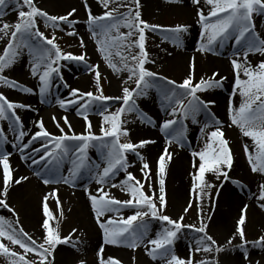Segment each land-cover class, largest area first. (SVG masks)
I'll use <instances>...</instances> for the list:
<instances>
[{"label": "snow or ice", "instance_id": "snow-or-ice-1", "mask_svg": "<svg viewBox=\"0 0 264 264\" xmlns=\"http://www.w3.org/2000/svg\"><path fill=\"white\" fill-rule=\"evenodd\" d=\"M166 2L180 3L181 0ZM96 3L102 9L101 14H94L88 0H82L86 14L84 23L107 65L116 73H127L119 96L103 94L99 65L88 64L86 52L80 55L64 52L56 42L55 34L46 36L38 26V20H42L45 27L64 31L61 27L64 24L71 29L67 35L79 37L75 28L80 22L75 19V8L57 16L38 6L36 0H0V40L5 41L0 52V86L12 90L19 88L25 94H38L40 102L46 103L55 86L54 80L59 79L69 93L64 98L58 96L56 103L65 112L75 107L76 115L85 122L84 131L77 134L66 115L59 118L53 115L51 119L59 131L58 135L46 128L42 118L35 122L38 130L30 132L17 114V109L33 110L32 106L11 101L0 92V121L8 122V132L13 136L9 140L8 134L0 128V149L10 144L45 185H75L79 179L87 176L90 183L98 186L94 193L87 186L84 187L96 223L103 233V244L97 251V264H122L118 258L104 256V245L124 246L133 252L143 248L151 260H159L162 264H221V254L237 250L241 254L238 264H261V260L251 258L250 249L264 251V232L252 240L248 239L247 204L242 206L234 230L223 244L209 234L211 215L204 211V201H212V189L217 187L206 179V174L211 173L217 180L223 178L228 181L234 165L233 151L222 130L224 122L212 111L216 101L202 97L210 90L223 89L227 77L214 71L210 77L201 76L197 80L194 57L189 60L188 71L181 82L150 70L147 65L155 64L156 60L147 48L148 33H160L162 42L180 46L192 25L149 23L142 18L141 0H96ZM191 3L195 6L194 22L199 25L196 51L218 55L217 49L224 48L229 41L233 42L234 50L229 62L234 81L227 102V126H235L243 137L251 141L250 144H243V152L250 171L258 175L261 182L257 185V192L249 198L264 210V33L257 30L256 23V17L264 18V0H191ZM10 7L16 13V20L11 23L3 20ZM261 27L264 28V25ZM79 46L81 49L86 47L83 37H79ZM25 50L31 58L30 73L39 82L38 92L22 86L6 74ZM252 56L261 59L254 64L250 60ZM61 61L84 63L95 78L96 92L72 88L64 81ZM152 90L160 98V108L165 117L159 124V131L165 136V147L158 157L155 174L139 151L155 141L141 139L133 142L129 130L124 127L127 121L122 119L126 114L135 113L141 123L156 127V121L137 104L139 98H146ZM237 95L240 97L238 105L234 103ZM109 101L119 102L120 106L109 112ZM92 111L102 117L99 135L93 131L89 120L88 114ZM201 114L207 117L203 123L197 119ZM188 120L193 125H201L197 139L203 142V148L191 152L195 169L191 191L195 194V202L190 199L183 210L187 214L196 207L197 223L192 224L184 222V214L176 218L165 214V177L167 162L171 159L168 146L175 143L183 147L187 143L188 126L185 121ZM65 127L68 131H65ZM122 137L127 138L125 142H121ZM37 142L39 147L35 146ZM91 148L100 153L99 161L90 159ZM129 154L141 162L143 180L136 179L128 171L132 166ZM11 155L7 150H0V208L16 217L10 220L0 216V256L8 264H55V253L59 246L70 245L79 251L80 242L75 239L79 230L74 228L68 235H63L59 223L54 222L57 214L49 209V195L56 199L57 207H60L61 202L56 196L58 189L43 197L39 242L24 231L18 213L7 203V198L12 184L18 185L28 177L14 176ZM66 160L70 166L65 174L62 165ZM121 172L125 173L124 179L113 182ZM145 182L149 183L147 192ZM231 182L239 184L242 192L247 189L240 181ZM154 185H158V188ZM118 186L129 195L128 199H116L106 190ZM124 208L133 209V214L126 218L119 215ZM108 213L115 215L107 216ZM59 215H62V211ZM153 220L161 222V228L154 236L150 235L149 228ZM186 232L196 235L189 241L187 256L181 257L176 254L174 245ZM132 260L135 261V256ZM77 264H87V261L82 259Z\"/></svg>", "mask_w": 264, "mask_h": 264}, {"label": "bare ground", "instance_id": "bare-ground-1", "mask_svg": "<svg viewBox=\"0 0 264 264\" xmlns=\"http://www.w3.org/2000/svg\"><path fill=\"white\" fill-rule=\"evenodd\" d=\"M37 2L43 3L45 6H49L51 11L55 14H66L72 8L77 10L75 19L78 20L80 23L76 25L75 30L79 33V37H83L84 42L87 44L86 54L89 57L90 61H93L95 65H99V71L101 72L102 77L104 76L108 81V92L110 96H119L121 95V84L124 79H126L127 75L122 73L114 72L104 61L102 54L97 51V44H95V39H93L87 29V25L84 23L86 20V14L83 8L82 0H36ZM91 5V3H89ZM142 4V18L149 23L158 24L156 23L157 20L162 19L165 13L169 9V3L166 0H141ZM175 7L172 10L180 11L187 17V23L192 25L189 30V33L183 37L182 43L180 46H171L166 43L161 44L157 37H154V45L155 49L163 51L160 56L154 57L156 60L155 64L149 68L152 71H156L160 73V67L169 68V67H183L184 70L188 71V63L191 58H195L196 63V79L198 80L201 76H211L212 73L218 72L220 76H226L227 81H225V86L223 89H214L210 90L204 94H202L203 98L206 99H214L219 106V111L216 114L217 118L224 122L223 131L227 132L230 136V140L232 141L231 137L233 138L234 145L233 146V153L236 164L233 165L232 170L229 172L230 179L228 181H224L223 178L221 180H217L214 175L211 173L206 174V179L215 184L219 189H212V192L215 191L213 194L212 201L208 200L204 201V211L206 214L211 215L210 227L213 221L218 220V222L214 223L215 228L219 229V231L225 232L226 236H230L234 230L236 219L240 214V210L244 204L248 205V212H247V220L248 223L251 225L252 229L256 234H261L264 232V213L258 207V203L254 199H250V195L252 193L257 192V185L261 182L260 177L256 174H253L250 171L249 165L247 163V159L243 152V144L244 143H251L248 138H245L240 133L239 129L235 126L228 127V117H227V102L229 98V94L231 92L232 83L234 81L233 72L230 66V56L233 52L232 48V41H229L226 46L222 49H217L218 55L213 54H201L200 52L196 51L197 42L199 40V25L196 24L195 21V6L192 5L191 0H181L180 3H176L173 5ZM92 11L94 14L95 9L92 6ZM206 7V6H205ZM8 14L3 17L5 22H10L12 20H16V13L11 10V7L7 9ZM5 17L7 19H5ZM11 23V22H10ZM257 23V30L264 33V28L261 25H264V18L256 17ZM153 34V33H150ZM160 34V33H156ZM159 45V47H157ZM5 46V41L0 40V52H2L3 47ZM163 49V50H162ZM166 50V51H165ZM170 53V55L168 54ZM30 57L27 54V50H25L24 54L18 59V61L7 70V75L18 81L22 86H26L29 88H33L38 92V79L32 77L30 73ZM261 58L259 56H252L250 60L255 64L258 63ZM89 62V61H88ZM66 71V70H65ZM63 76V80L66 81L72 88H78L86 90H91L93 88V83H95V78L92 75H87L85 77H79L76 73L72 71L61 72ZM131 83V82H129ZM54 87L51 89L57 92V95L51 98L56 102V98L59 96L61 98L65 97V93L69 92L68 88L63 86V82L56 79L54 80ZM134 87V85H133ZM0 92H2L9 100L30 104L33 110H25V109H17V114L21 117V120L24 122L25 128L30 131L34 132L38 130L34 125L37 119L42 118L45 122V126L49 131H52L51 126L53 123L51 117L53 116L50 113L45 111L47 104L50 101L48 100L46 103L40 102V97L38 94H25L19 90V88L12 90L5 86H0ZM151 94V93H150ZM153 94V93H152ZM151 94V95H152ZM153 96H147L146 98L142 97L143 105L140 101L137 100V104L139 108L151 116L156 121V127H152L147 123H141L139 119H137L135 113H129L128 118L131 123L132 132L134 131L133 135L138 136L139 141L141 139H149L154 140L155 143L147 145L144 149H141L142 155L145 157V161L149 163L152 173L155 174L158 168V157L162 153L165 147V141L163 139L164 134L159 131V124L162 123L164 117V113L160 110L159 113H155L149 110V102ZM158 100V99H157ZM240 101V97L237 95L234 97V103L238 105ZM144 102L147 104L144 105ZM56 117L67 116L70 123L76 126H81V122L84 120L76 115L75 107L70 108L67 112L63 109L58 107L56 109ZM90 112L88 115H91ZM154 114V115H153ZM90 119V116H89ZM198 119V118H197ZM200 120V119H198ZM100 122V120H98ZM204 121V120H200ZM94 120L92 122L95 123ZM188 124V121H185ZM63 125V122L61 121ZM195 126V125H194ZM201 126V125H200ZM200 126L196 127V132L194 130L188 136L187 142V149H181V146H177L176 148H172L170 145L169 151L171 153V159L167 162V173L165 177V186H170V179L173 181L172 184L177 185L178 188L173 194V202L176 207H179L182 203L188 204L191 197H194L193 202H195V194L191 191V185L187 188V180L189 173L195 171L193 168V160L194 158L191 155L193 149L199 151L202 146L199 145L197 139L200 134L199 128ZM0 128H3L5 132L8 134L9 140L13 139V136L10 132H8V122L7 121H0ZM83 129L77 128V133H80ZM189 132V131H188ZM191 136V137H190ZM190 137V138H189ZM27 139V138H26ZM39 147V145H35ZM0 150H7L12 153L10 156V163L13 167L14 176H26L28 177L27 180L22 181L20 184H12L9 189V195L7 198V203L15 209L16 213H18V219L20 225L23 227L24 231L29 233L34 239H37L39 242V237L42 235L41 232V222L43 219V209L40 208L39 213L37 210V216L34 213H27L26 211L23 213L24 207L26 208V204H31L37 202L42 204L43 197L46 194L52 193L53 189H58L56 196H58L60 203V207H57L56 199L53 196L49 195V199L47 201L49 209L54 211L57 215L54 219L62 218L63 216H67L72 220L76 221L81 228L85 227L84 229V237L82 240L79 239V245L83 243H89L91 245V250L97 253L99 247L103 244V233L99 226H95V230L91 228L90 223L97 224L94 218V213L90 206V201L88 199V195L84 191V187L87 186L90 191L93 193L95 189L98 187L95 183H90L87 176L82 177L79 179L75 185L71 184H49L45 185L42 181L36 176L31 175L26 172V164L20 158V153L13 149L10 144L4 145L3 149ZM89 157L93 161H99L101 159L100 153L97 152L95 148H91L89 150ZM132 159V166L128 169L133 175H135L138 171V166H135L138 161L136 159ZM183 162L187 163L184 166L180 163L176 162ZM131 162V160H129ZM30 163V162H29ZM70 166L69 162L66 160L62 165V169L66 174L67 168ZM135 166V167H134ZM35 167V166H34ZM133 167V168H132ZM188 174H187V173ZM125 173L121 172L113 182H119L120 180L124 179ZM152 179H155V175H153ZM237 180L242 182L247 186L245 191H241L239 184H233L231 181ZM222 185V187L220 186ZM155 188H158V185H154ZM186 188L188 190H186ZM168 189V188H167ZM106 190L111 193H118L121 189L120 187L116 188H106ZM250 190V191H248ZM218 191V195H216ZM179 193V194H178ZM222 193L224 194L223 197ZM23 194L24 196L20 198L21 206H19L20 202H17V196ZM184 203V204H185ZM23 207V208H22ZM196 207L194 206L193 209ZM192 209V210H193ZM3 208H0V216H3L10 220H15L16 217L11 216L10 212L3 211ZM62 211V215L59 213ZM210 211V212H209ZM124 209L121 210L119 215L123 217H127L124 213ZM115 214L108 213L107 216H113ZM59 220V219H58ZM52 223V222H50ZM93 225V224H92ZM216 233H218L216 231ZM227 237V238H228ZM124 248V246H114V245H104V254H114L115 251L118 249ZM138 248L137 250H139ZM136 250V251H137ZM119 251V250H118ZM133 252V251H132ZM64 254V253H61ZM252 258L259 259L261 262H264V251H260L259 253L251 254ZM240 261L239 254L235 252H229L225 255L223 263L224 264H238ZM158 264V263H155Z\"/></svg>", "mask_w": 264, "mask_h": 264}, {"label": "rangeland", "instance_id": "rangeland-1", "mask_svg": "<svg viewBox=\"0 0 264 264\" xmlns=\"http://www.w3.org/2000/svg\"><path fill=\"white\" fill-rule=\"evenodd\" d=\"M88 2L91 3L92 6H94V9L96 11L95 13L101 14L102 9L97 5L96 0H88ZM37 3H38V6L42 7L44 10H46L51 15H57V16L64 15V14H61V13L55 14L53 11H51L49 6H45L41 2H37ZM175 4L176 3H169L168 11L165 13V15L162 17V19L157 20L156 23H158L159 25H164V26H174V25H177V24H181V25L186 24L187 23V17L185 15H183V13L180 12V11L172 10V8L175 7L173 5H175ZM5 19H7V18L5 17ZM14 21L15 20H12L10 22H14ZM38 26H39L40 30L45 33L46 36L51 37V35L55 34V36L57 37L56 42L59 44L60 48L64 52H71L74 55H80L81 52H86V48H87V44L86 43H85L86 47L84 49H81V47L79 46V37L69 36V35L66 34L67 31L71 30V29L68 28L67 25H64V24L61 25V27L64 29V31H61L60 29H56L54 31L53 29H51L49 27H45V25H44L42 20H38ZM151 36H155L158 39H161V40H159V42H161V44H163V43L167 44V42L166 41L162 42L161 34H156V33L150 34V33H148L147 48H148L151 56L158 57V56L161 55V53H163V51L157 50V49L154 48L155 47V45H154L155 39H154V37H151ZM95 44H97L96 41H95ZM168 45L173 46V44L170 43V42H168ZM87 59H89V57L86 55V60ZM60 63L62 65L61 72L72 71V72L76 73V75L81 77V78L85 77L87 75H92L88 71V69L86 68L84 63H78V62H73V61H61ZM87 63L91 64V65H95V63H93V61H90V60H87ZM151 66H152V64H148L147 65L148 68H150ZM159 71H160V74L165 75V76H167L170 79H174L177 82H181L182 79L186 75V71L184 70L183 67H174V66L172 67L171 66L168 69L164 68V67H160ZM121 73L127 75L126 72H121ZM101 86L103 88V94L105 96H110V94L108 92V88H109L108 81H107V79L104 76L102 77V80H101ZM80 90L81 91H85V92L86 91H93L95 93L96 92V85H95V83H93V88L91 90H86L85 88H83V89L80 88ZM68 93L69 92H66L64 94L65 97L68 96ZM150 93L151 94L153 93V94L151 95ZM150 93H149V96H153V98L151 99V102H149L148 105L145 102H144V105L146 104L147 106H149V110L150 111L155 112V113L158 114L159 111L161 110V108H160V98L157 95V93L155 92V90H152ZM56 95H57V92L52 90L51 95L49 96L50 101H51V98H53ZM138 101H140L142 103V105H143V99L142 98H139ZM107 103H108V106H109V108H108L109 112L114 111L116 108H118L120 106L119 102L109 101ZM58 107H59V105L52 100L51 102H49L47 104V106L45 108V111L47 113L51 112L52 115L56 116L57 115L56 109ZM212 111L215 114L218 113L219 106L217 105V103L212 108ZM128 115L129 114H126L124 117H122L123 120L127 121V123L124 124V127L129 130L131 140L133 142H138L139 141L138 136L133 135L134 131L132 132V130H131L132 127H131V123H130V120L128 118ZM89 116H90L89 120L91 121V123L94 120L96 121L95 123L92 124L93 125V131L97 135H99L100 134L99 133V128H100V123H101L102 117L100 115H97L95 111H93V113H91V115H89ZM197 118L200 119V120H204V121H205V119H207V117L204 114H201ZM98 120H100V122ZM201 123H203V121H201ZM187 126H188V131H189L187 133V137H188L190 135V133L196 127H198L200 125H195L194 126L191 123V121L188 120ZM78 127L83 129L81 131V132H83L84 129H85V122L84 121L81 122V126H78ZM72 128H73V131L75 133H77L76 126L74 127V125H72ZM51 129H52V131H50V132H52L54 134H57V135L59 134V131L55 127V124H52ZM65 131H68L67 127H65ZM194 132H196V129L194 130ZM224 133H225V138L228 139V141H229L230 148L233 149V146H232V145H234L233 138L231 137V139H232V141H231L230 137H229L230 135L227 134V132H224ZM77 134H79V133H77ZM199 135L200 134H198V136ZM126 139L127 138L122 137L121 138V142H125ZM163 139L165 141V136H163ZM187 143L189 145V142H187ZM187 143H185L184 146L181 147V149L186 150L187 149L186 148L187 147ZM197 143L199 145H201L202 148H203V142L202 141L199 140V142H197ZM36 145H39V142H37ZM170 146L172 148H176L178 145L173 143V144H170ZM232 151H234V150H232ZM233 155H234V153H233ZM131 158L136 159V161H138V163L135 165V166H138L137 167L138 171H137V173L134 176L136 177V179L143 180L144 179V175H143V173L140 170L141 162L139 160H137V158L134 155L129 154L128 155V159L131 160L130 163H132V159ZM177 163H180L183 166L185 164L187 165V163L183 162V160H181V162H176L175 165ZM235 164H236V162H235V158H234V165ZM26 172L31 174V175H33V176L35 175L34 171H33V168H30L29 166L26 167ZM193 172L194 171L192 169V173ZM192 173L190 172L189 175H187L188 180H187V185H186L187 188H189V186L191 185V189H192V183H193V181H192ZM172 182L173 181L170 179V186H165L166 200H167V208H166V213L165 214H167V215H169V216H171L173 218H176L179 215L184 214L183 210H184V208L187 205L184 202L185 204L182 203L179 207L175 206V204L173 202V194H175V191L178 188H176L177 185L175 187V185L172 184ZM187 188H186V190H188ZM216 189H219V188H216ZM148 190H149V183L145 182V191L147 192ZM214 193H215V191L213 192V194ZM223 195L224 194L222 193L221 197H223ZM19 196H24V195L20 194V195L17 196V202H20L19 206H21L22 203H21L20 198H22V197H19ZM110 196H112V197H114L116 199H119V200H126V199L129 198V195L126 192L121 191V190L118 193H111ZM191 199L194 200V197L192 196ZM208 203H209V201L207 202V205H208ZM26 206L27 207L26 208L24 207V209H23V213L26 211L27 213H31V215H32V212H33L35 216H37V210H38V213H39L40 208H42V204L39 203V202H37V204L32 202L31 204H28V205L26 204ZM192 209H190L187 214H184L185 215V221H184L185 223H188V224L197 223V209L196 208L193 209V210ZM5 211H7V210H5ZM133 212H134L133 209L124 208V212L123 213L126 216H128V215H132ZM262 212L264 213V210H262ZM10 215L12 216V213ZM54 222H58L59 223L60 230H61L63 235H68L71 232V230L75 228V229L79 230L77 232V234H76L75 239L77 241H79V239L80 240L83 239L85 227H83L84 229L81 228L82 226H80L76 221L72 220L71 218H69L67 216H63L61 219L57 218V220H55ZM54 222H52V223H54ZM215 222L217 223L218 220L213 221L211 227L209 226V234H211L218 242L223 244V243L226 242L228 236L225 235V232L219 231V229L215 228V224H214ZM90 226L94 230H95V226L98 227V225L94 224V222L90 223ZM149 228H150V235L154 236L155 233L160 230L161 222L153 220V221L150 222ZM216 231L218 233H216ZM247 234H248V239L249 240H252V239L256 238L259 235V234H256L254 232V230L252 229L251 225L248 223V220H247ZM195 235L196 234L194 232H186L185 236H181V238L176 241V243L174 245V249H175V252H176L177 255H179L181 257L187 256L189 241H190L191 237H193ZM78 247H79V251H77L76 249H74L70 245H61V246H59V248L57 249V251L55 253V264H77V262L79 260H82V259L86 260L87 264H97V253H95L94 250L93 251L91 250V245L89 243H87V242L83 243V244H81V246L78 245ZM118 250L115 251L114 254H104V256L106 258L107 257L118 258V259H120L122 261V264H155V263L162 264V262L159 261V260H157V261L151 260V258L148 257L145 254L143 248H140L139 250H137L135 252H132L131 249H128L126 247L118 249ZM259 252H260V250L250 249V256H251V254H255V253H259ZM61 253H64V254H61ZM236 253L239 254V257L241 259L240 252L237 250ZM226 254H221V256H220L221 264H224L223 260H224V257H225ZM133 256H135V261L134 262L132 260ZM197 258H199V257H197ZM251 258H252V256H251ZM252 259H254V258H252ZM0 264H8V262H7V260L4 257L0 256ZM261 264H264V262H261Z\"/></svg>", "mask_w": 264, "mask_h": 264}]
</instances>
